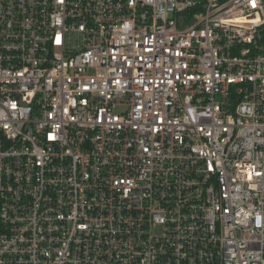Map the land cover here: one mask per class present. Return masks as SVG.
<instances>
[{
  "label": "built area",
  "instance_id": "1",
  "mask_svg": "<svg viewBox=\"0 0 264 264\" xmlns=\"http://www.w3.org/2000/svg\"><path fill=\"white\" fill-rule=\"evenodd\" d=\"M0 264H264V0H0Z\"/></svg>",
  "mask_w": 264,
  "mask_h": 264
}]
</instances>
